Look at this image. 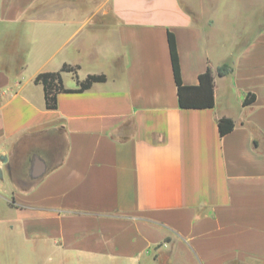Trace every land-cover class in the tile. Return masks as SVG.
Here are the masks:
<instances>
[{"label":"crops","instance_id":"0c3cea01","mask_svg":"<svg viewBox=\"0 0 264 264\" xmlns=\"http://www.w3.org/2000/svg\"><path fill=\"white\" fill-rule=\"evenodd\" d=\"M251 2L217 0L199 22L181 0H0V264H264V0ZM169 31L184 84L213 70V107L180 106ZM64 64L79 66L68 88L106 81L49 109L35 77Z\"/></svg>","mask_w":264,"mask_h":264},{"label":"trees","instance_id":"16d2710c","mask_svg":"<svg viewBox=\"0 0 264 264\" xmlns=\"http://www.w3.org/2000/svg\"><path fill=\"white\" fill-rule=\"evenodd\" d=\"M168 41L180 106L183 108L213 107L215 105V74L213 70L209 67L204 73H202L199 76V83L196 85L184 84L181 78L177 40L175 34L171 31L168 32ZM78 68L79 66L64 64L60 70L41 72L35 77V82L41 83L44 86L47 108H57L59 93L82 92L89 89L95 82L106 81V76L104 74H90L84 80L78 79V87H66L63 81L62 72L72 71L76 74ZM231 70L232 66L226 63L219 67L217 74L223 76L231 72ZM254 100L255 95L253 93H249L244 100V104H249ZM218 125L221 135H225L233 130L235 122L230 117H221L218 120Z\"/></svg>","mask_w":264,"mask_h":264},{"label":"rangeland","instance_id":"374dc122","mask_svg":"<svg viewBox=\"0 0 264 264\" xmlns=\"http://www.w3.org/2000/svg\"><path fill=\"white\" fill-rule=\"evenodd\" d=\"M78 2H94L98 4L101 0H76ZM217 0H181L183 5L194 15L195 19L199 22H205L207 20H212L215 16L216 9H215V2ZM243 7L245 9H249L253 4L251 0H241ZM82 3V4H83ZM85 7V5H81Z\"/></svg>","mask_w":264,"mask_h":264},{"label":"water","instance_id":"95a60500","mask_svg":"<svg viewBox=\"0 0 264 264\" xmlns=\"http://www.w3.org/2000/svg\"><path fill=\"white\" fill-rule=\"evenodd\" d=\"M43 168H44L43 163L37 161V162H35V163L33 164L32 172H33V174L37 175V174H39V173L42 172ZM2 176H3V169H2V167L0 166V177H2Z\"/></svg>","mask_w":264,"mask_h":264},{"label":"built area","instance_id":"2783aa9c","mask_svg":"<svg viewBox=\"0 0 264 264\" xmlns=\"http://www.w3.org/2000/svg\"><path fill=\"white\" fill-rule=\"evenodd\" d=\"M2 163V157H1V155H0V164Z\"/></svg>","mask_w":264,"mask_h":264}]
</instances>
